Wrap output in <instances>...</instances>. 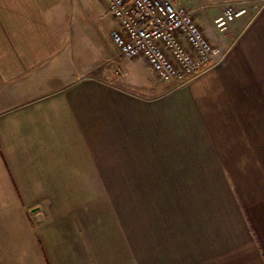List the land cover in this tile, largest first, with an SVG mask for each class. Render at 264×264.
I'll list each match as a JSON object with an SVG mask.
<instances>
[{"label": "crops", "instance_id": "0c3cea01", "mask_svg": "<svg viewBox=\"0 0 264 264\" xmlns=\"http://www.w3.org/2000/svg\"><path fill=\"white\" fill-rule=\"evenodd\" d=\"M251 1L239 31L194 12L226 54L165 90L120 53L117 18L107 42L79 22L84 6L110 13L105 0H0V264H264V0Z\"/></svg>", "mask_w": 264, "mask_h": 264}, {"label": "built area", "instance_id": "2783aa9c", "mask_svg": "<svg viewBox=\"0 0 264 264\" xmlns=\"http://www.w3.org/2000/svg\"><path fill=\"white\" fill-rule=\"evenodd\" d=\"M105 1L111 15L119 20L110 36L120 53L145 58L170 89L189 83L226 54L206 36L194 18L193 8L174 0ZM248 14L246 6L226 2L214 23L225 30L236 18Z\"/></svg>", "mask_w": 264, "mask_h": 264}, {"label": "rangeland", "instance_id": "374dc122", "mask_svg": "<svg viewBox=\"0 0 264 264\" xmlns=\"http://www.w3.org/2000/svg\"><path fill=\"white\" fill-rule=\"evenodd\" d=\"M187 2L188 4H190L191 2V5L196 7L195 13L204 12L206 9H208L210 12L220 13V10L222 9L223 4L226 2L233 3L241 7L246 6L249 14L246 16L244 15V16L236 18L233 22L230 23V25L227 28L229 29L232 27L233 30H237V31L241 29L243 23L247 21V18L250 17V15L252 14V12H254V9L256 7V4L252 2L251 0L250 2L248 0H188ZM179 3H182V2L179 1ZM77 17L79 19V22L83 23L86 26L87 30L91 34H94V36L97 37L98 40L102 42H107L108 29L112 21H114L113 15H111L110 13L106 14L104 10L102 11H100L99 9L90 10L89 7L84 6V8L81 7L78 9ZM194 18H195V14H194ZM126 61H128L126 65H129V64L132 65V62H134L135 59L133 60L126 59ZM136 64L139 65L140 63L138 62ZM145 64H146V67H149L148 66L149 64L147 63ZM99 66L101 67L100 64ZM144 75L146 76L147 72H144ZM163 84H164L165 90H170V87H168L164 82Z\"/></svg>", "mask_w": 264, "mask_h": 264}]
</instances>
